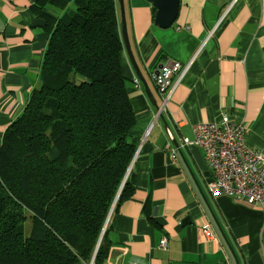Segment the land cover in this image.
Here are the masks:
<instances>
[{"label":"crops","instance_id":"0c3cea01","mask_svg":"<svg viewBox=\"0 0 264 264\" xmlns=\"http://www.w3.org/2000/svg\"><path fill=\"white\" fill-rule=\"evenodd\" d=\"M38 1L0 0V147L46 69L47 21L31 12ZM116 5L120 35L124 16L137 67L124 48L137 153L135 192L114 215L108 264H264V212L208 193L214 175L201 148H183L172 158L184 138L194 139L195 125L223 115L244 123L246 144L264 152V0H179L169 29L156 24L150 0ZM32 18L46 25L33 27ZM173 61L193 62L158 116L162 102L153 74ZM205 225L215 239L206 238Z\"/></svg>","mask_w":264,"mask_h":264},{"label":"trees","instance_id":"16d2710c","mask_svg":"<svg viewBox=\"0 0 264 264\" xmlns=\"http://www.w3.org/2000/svg\"><path fill=\"white\" fill-rule=\"evenodd\" d=\"M31 12L47 21L46 69L0 147V264H108L137 153L116 0Z\"/></svg>","mask_w":264,"mask_h":264},{"label":"built area","instance_id":"2783aa9c","mask_svg":"<svg viewBox=\"0 0 264 264\" xmlns=\"http://www.w3.org/2000/svg\"><path fill=\"white\" fill-rule=\"evenodd\" d=\"M182 30L180 27L177 28L178 32ZM184 30H189V27H185ZM192 62L182 65L173 61L153 74V82L162 102L158 116L172 99ZM135 83L140 88L137 80ZM193 132L194 139L184 138L181 145L172 151V158L176 159L177 152L183 148L190 146L201 148L214 175L213 180L207 185L208 193L212 196L222 194L238 201H245L264 212V152L246 144L245 124H236L229 115H223L219 122L195 125ZM203 232L207 239H215L209 226L205 225ZM160 247H167V239L161 241ZM110 264H113L112 259Z\"/></svg>","mask_w":264,"mask_h":264},{"label":"water","instance_id":"95a60500","mask_svg":"<svg viewBox=\"0 0 264 264\" xmlns=\"http://www.w3.org/2000/svg\"><path fill=\"white\" fill-rule=\"evenodd\" d=\"M150 2L154 5V7L157 9V15L155 22L158 26H160L163 29H169L173 26L175 21L177 20L178 12H179V0H150ZM121 7L123 9V2H121ZM46 25V22L42 19H35L32 18V26L33 27H44ZM121 35H122V41L124 44V48L126 52L128 53V56L130 57V60L132 61L134 67L137 69L134 61V57L130 48V43L128 39V33L126 30V21L125 17L122 18L121 23ZM161 68V67H160ZM147 93L152 100V96L149 94L148 90ZM153 101V100H152ZM113 210L110 213V216L108 218V222L110 220L111 214ZM189 219H185L183 221V224H186ZM107 222V223H108Z\"/></svg>","mask_w":264,"mask_h":264}]
</instances>
